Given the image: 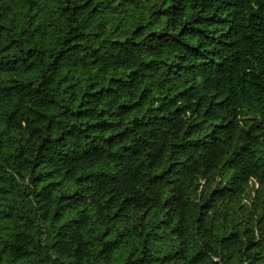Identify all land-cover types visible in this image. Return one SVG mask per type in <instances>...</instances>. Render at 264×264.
Listing matches in <instances>:
<instances>
[{"label": "trees", "instance_id": "16d2710c", "mask_svg": "<svg viewBox=\"0 0 264 264\" xmlns=\"http://www.w3.org/2000/svg\"><path fill=\"white\" fill-rule=\"evenodd\" d=\"M0 264H264V0H0Z\"/></svg>", "mask_w": 264, "mask_h": 264}]
</instances>
